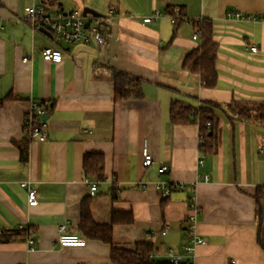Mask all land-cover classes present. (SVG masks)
<instances>
[{"label":"crops","instance_id":"0c3cea01","mask_svg":"<svg viewBox=\"0 0 264 264\" xmlns=\"http://www.w3.org/2000/svg\"><path fill=\"white\" fill-rule=\"evenodd\" d=\"M40 2L53 15L75 11L90 18L107 43L68 44L43 32L25 12ZM176 7L186 21H171ZM155 10L162 14L143 22ZM228 10L257 19L228 18ZM205 18L213 21L218 43V80L211 88L183 65L201 43L193 37L194 21ZM44 47L61 50V62H46ZM115 71L138 77L142 97L116 99ZM6 96L0 106V230L23 226L34 250L26 236L2 241L0 264H112L111 244L79 227L86 197L97 223H110L113 212L122 219L131 213L132 222L113 225L115 245L134 250L150 240L151 258L169 259L168 251L182 256L194 192L195 228L205 242L196 246L193 264H264V201L255 199L264 185V124L231 121L225 112L233 100L264 102V0H0V98ZM33 100L48 107L44 142L29 140L24 129ZM173 101L222 104L214 108L216 152H201L198 124L172 123ZM25 140L27 160L19 147ZM145 143L153 156L148 168L142 165ZM89 152L104 155V180L85 176ZM163 165L169 169L159 173ZM86 180L98 183L94 195ZM23 181L36 190L35 203H28ZM168 182L195 186L163 197L157 185ZM64 222L85 246L60 247Z\"/></svg>","mask_w":264,"mask_h":264},{"label":"trees","instance_id":"16d2710c","mask_svg":"<svg viewBox=\"0 0 264 264\" xmlns=\"http://www.w3.org/2000/svg\"><path fill=\"white\" fill-rule=\"evenodd\" d=\"M173 10L170 13H173ZM180 14H183L182 9H180ZM194 25L200 35L201 43L196 49L186 55L183 65L191 72L200 74L203 87L211 88L216 86L218 80L215 66L218 43L214 40L213 21L206 18L200 19L194 21ZM114 82L116 99L128 98L132 94L137 98L142 97L143 92L138 77L115 71ZM8 97L0 98V106ZM206 103L209 106L193 107L185 102L173 101L170 105V119L174 124H198L201 132V152L212 154L217 150L219 124V116L214 108H223V106L218 102L209 101ZM225 112L231 121L242 120L264 124V102L233 100L227 104ZM208 123L210 124L208 125ZM19 147L22 150V159L27 160L28 141L25 140V142L19 144ZM83 171L87 178L104 180V155L98 152L86 153L83 158ZM113 198L116 199L114 190ZM255 199L258 203L264 201V185L257 188ZM90 205L89 197L82 200L79 227L85 236L111 244L110 256L112 264H175L169 259L151 258L149 254L152 252L153 244L150 240L137 242L134 250L115 245L113 243V225L118 222H132L131 213H129V218L122 219L119 217L120 213L113 212V218L110 223L100 224L94 221ZM26 235V230H8L4 232L3 241H12L17 237L23 238Z\"/></svg>","mask_w":264,"mask_h":264},{"label":"built area","instance_id":"2783aa9c","mask_svg":"<svg viewBox=\"0 0 264 264\" xmlns=\"http://www.w3.org/2000/svg\"><path fill=\"white\" fill-rule=\"evenodd\" d=\"M180 7H176L173 10V13L169 14L171 21L177 23L179 21H186L187 18L180 14ZM26 17L35 27L44 28L49 31L52 36L68 44L78 43L81 41H87L93 39L99 45H104L107 43V40L101 30V28L93 24L89 19L85 18L82 14H79L75 11L72 12H63L58 10L56 14H51L49 7L44 3L40 2L39 4L32 3L25 8ZM162 12L155 10L152 14L143 17V22L148 23L158 18ZM228 18H234L237 20H256L257 18L245 13H242L239 10H228L226 13ZM194 39L200 40V35L198 32L194 34ZM253 51L257 50V47L254 45L251 47ZM41 55L46 62L57 64L60 63L63 59V52L59 49L53 47H44L41 51ZM25 61L28 60L27 57L24 58ZM48 115V107L46 102H41L38 100H33L30 103V107L25 114L24 119V129L29 140H38L44 142L49 137V121L45 116ZM210 123H208L209 125ZM261 152L264 157V147L261 149ZM143 160L142 165L145 168H148L153 163V156L148 150L147 144H144L143 147ZM203 154L199 159V165L203 164ZM168 166L163 165L159 167V173H165L168 171ZM205 180L208 179L206 175ZM89 188L90 194L94 195L98 188V183L90 180H86ZM194 188L195 183L188 184L186 182H168L164 184H158L157 187L161 192L163 197L170 195L171 192L175 190H183L188 186ZM20 186L27 192V201L28 203H35L37 201V192L30 186L27 181L20 183ZM190 207L191 214L188 216L190 225L187 229L188 231V243L184 246L185 254L182 256L176 255L171 251L167 252V257L170 261L175 264H193L196 258V246L203 244L205 240L200 237L196 232V214L198 207L196 204V194H192L190 198ZM165 227L168 228V225ZM19 230H25L23 226L18 227ZM4 231L0 230V242L3 241ZM27 242L29 243V250H34V239L30 235H26ZM57 243L60 247H71V246H85L86 240L80 237L78 234L69 232L68 225L66 222L59 225V235L57 238ZM150 257H152L150 255Z\"/></svg>","mask_w":264,"mask_h":264},{"label":"water","instance_id":"95a60500","mask_svg":"<svg viewBox=\"0 0 264 264\" xmlns=\"http://www.w3.org/2000/svg\"><path fill=\"white\" fill-rule=\"evenodd\" d=\"M41 30H42L43 32L47 33V34H51L49 31H47V30L44 29V28H41ZM48 117H49L48 115L45 116V118H48Z\"/></svg>","mask_w":264,"mask_h":264}]
</instances>
